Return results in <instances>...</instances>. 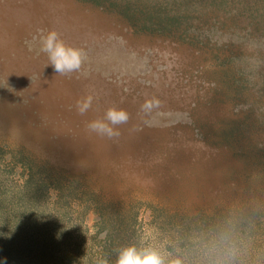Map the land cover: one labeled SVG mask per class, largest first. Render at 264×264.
I'll list each match as a JSON object with an SVG mask.
<instances>
[{
    "label": "rangeland",
    "instance_id": "374dc122",
    "mask_svg": "<svg viewBox=\"0 0 264 264\" xmlns=\"http://www.w3.org/2000/svg\"><path fill=\"white\" fill-rule=\"evenodd\" d=\"M53 29L84 51L78 72L56 73L40 51ZM227 54L132 33L77 0H0V179L21 184L27 162L47 168L42 207L50 212L61 185L63 244L94 261L105 237L98 222L120 213L134 217L132 244L148 232L181 264H264V159L248 144L264 141V128L235 147L222 142L242 116L227 88ZM89 96L80 114L77 102ZM146 99L159 102L147 114ZM112 106L130 117L119 135L90 131Z\"/></svg>",
    "mask_w": 264,
    "mask_h": 264
},
{
    "label": "trees",
    "instance_id": "16d2710c",
    "mask_svg": "<svg viewBox=\"0 0 264 264\" xmlns=\"http://www.w3.org/2000/svg\"><path fill=\"white\" fill-rule=\"evenodd\" d=\"M77 1L117 15L132 33L228 49L222 59L230 65L227 88L238 100L242 116L221 131L222 142L235 147L238 139L252 138L264 128V0ZM248 144L264 159V141ZM238 147L242 151L243 146ZM26 166L19 172L21 184L5 186L0 179V264H97L101 259L116 264L119 249L132 244L134 217L116 213L98 222L105 237L94 261L83 250L63 244L68 203L63 187L56 185L54 204L46 212L42 204L52 184L50 172L34 169L30 162Z\"/></svg>",
    "mask_w": 264,
    "mask_h": 264
},
{
    "label": "clouds",
    "instance_id": "9594fccd",
    "mask_svg": "<svg viewBox=\"0 0 264 264\" xmlns=\"http://www.w3.org/2000/svg\"><path fill=\"white\" fill-rule=\"evenodd\" d=\"M40 51L47 53L50 65L54 71L61 75H68L78 72L85 59V53L81 48L66 44L56 30H50L40 37ZM158 101L146 99L141 105L144 113H150ZM92 104V97L89 96L77 102V109L80 114L86 113ZM129 113L121 107L112 106L108 108L102 119H96L88 124L90 131L100 136L114 138L119 135L120 125L129 121ZM150 233H146L140 240L139 245L131 244L119 249L116 264H181L178 257L161 249L147 240ZM97 264H107L106 260H98Z\"/></svg>",
    "mask_w": 264,
    "mask_h": 264
}]
</instances>
